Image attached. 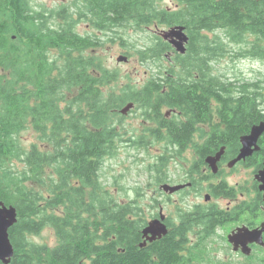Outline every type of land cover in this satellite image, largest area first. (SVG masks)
Listing matches in <instances>:
<instances>
[{
	"label": "trees",
	"instance_id": "trees-1",
	"mask_svg": "<svg viewBox=\"0 0 264 264\" xmlns=\"http://www.w3.org/2000/svg\"><path fill=\"white\" fill-rule=\"evenodd\" d=\"M172 1L173 8L163 7L162 0H72L35 9L30 0H0V201L17 210L8 231L14 247L8 264H184L185 226L220 218L213 208L179 209L177 225L142 244L148 222L143 204L136 198L118 200L100 181L104 161L127 141L120 112L127 103L141 106L149 113L145 118L157 122L150 129L153 141L139 138L128 144L163 146L145 167L157 181L164 180L159 177L169 146L186 143L182 137L202 112L208 117L209 103L240 105L221 110L227 109L229 125L264 119L259 107L264 77L239 83L214 74L212 67L227 55L229 44L239 46L237 57L264 62V0ZM80 22L91 31L80 34ZM174 25L185 26L189 37L184 54L157 34L125 51L141 64L159 65L140 87L129 76L120 85L119 71L93 52L119 29ZM217 31L223 35L205 34ZM117 37L127 47L120 33ZM170 54L175 58L168 60ZM194 73L203 76V86ZM161 107L178 109L186 122L159 115ZM29 126L38 142L26 147L20 136ZM153 200L150 218L160 202ZM44 228L53 231V246L32 240Z\"/></svg>",
	"mask_w": 264,
	"mask_h": 264
},
{
	"label": "flooded vegetation",
	"instance_id": "flooded-vegetation-1",
	"mask_svg": "<svg viewBox=\"0 0 264 264\" xmlns=\"http://www.w3.org/2000/svg\"><path fill=\"white\" fill-rule=\"evenodd\" d=\"M175 56V54L167 55V59L172 60ZM173 66L178 67L176 64ZM168 67L170 64L167 63L166 68ZM213 73H216L214 68ZM193 75L199 85L203 86V76L200 73ZM239 83L244 82L239 80ZM237 106L240 105L209 103L208 117L205 119L202 112L190 132L182 137L184 141L181 142L186 143L181 145L183 149L180 155L176 154L178 148H181L178 142L169 146L170 151L166 153V167L163 176L159 177L164 180L157 181L156 173L151 175L152 182L156 184L155 188L163 196L164 202L172 204L181 202L177 204L174 215L164 214L167 230L171 228L170 225L179 223V209L184 212L194 211L197 208L202 210L213 208L222 213L219 219L214 217L211 223L197 222L185 226L187 241L183 254L187 255L188 261L194 252V245L206 244L209 245L210 253L216 255L213 264H264V130L255 144L251 145V153L237 159L243 147V137L251 132L253 125L264 122V119L255 122L238 119V123L229 125L230 121L226 118L227 109L232 110ZM259 107L264 113V104ZM223 108L227 109L221 111ZM131 113L141 117L140 128L131 130L135 131V134H132L135 136L126 140L141 138L145 141H153L150 129L154 128L157 122L145 118L149 113L144 114L141 106L134 105L123 113L124 119ZM159 115H165L174 123L186 122L187 119L176 108L161 107ZM123 128L122 131L128 134V130ZM161 129L166 132V129ZM168 139L170 140L171 137L168 136ZM177 162L179 164H175L178 166L176 173L173 172L172 165ZM163 184L178 189L172 192L165 191L162 188ZM154 197L151 199L153 202H155ZM160 210L161 208L151 219L158 218ZM195 216L204 218L202 215Z\"/></svg>",
	"mask_w": 264,
	"mask_h": 264
},
{
	"label": "rangeland",
	"instance_id": "rangeland-1",
	"mask_svg": "<svg viewBox=\"0 0 264 264\" xmlns=\"http://www.w3.org/2000/svg\"><path fill=\"white\" fill-rule=\"evenodd\" d=\"M30 1L33 8L39 9L41 5L52 8L61 4H68L72 0ZM161 5L167 8L175 7V3L172 0H162ZM76 29L82 35L91 31L85 22H80ZM167 29V27H158L155 29L153 26L142 29L128 28L125 32L119 29L118 33L125 39L127 47L121 45V40L117 37L118 33H112L108 34L110 36L104 37L102 47L97 48L96 51L93 50V52L104 57L105 65L108 68L117 69L119 71L120 85L126 83L128 80L126 76H129L132 82L139 86L151 72L159 67V65L141 64L137 60L136 55H130L126 62H117L116 58L120 54L126 55L125 51L127 49L132 51L134 48L144 44L145 41H148L153 35L157 34L161 36L160 34L162 31ZM205 34L209 37H213L215 34L223 35L221 31L214 33L208 32ZM228 50L226 56L212 63L217 74H223L225 79H239L242 82H251L264 77V62L251 57H237L236 54L238 50H240L238 45L229 44ZM87 52L92 51L88 50ZM170 55L173 56V54ZM167 61V59L163 61L165 67L167 66ZM140 118L139 115L136 116L134 113L128 114V117H126L123 122V127L128 130V134L124 133V138H133V136H135L132 135L135 134V131L132 132L131 130H139ZM20 140L26 147L32 143L38 142L37 135L30 126L21 133ZM128 144H130L129 141H123L120 144L117 155L104 161L101 169L100 181L122 202L135 198L138 199V201L143 204L145 211H147L146 217L148 221L151 220L148 211H152V209L148 207V204L151 202L154 203L151 201L153 196L160 201L153 209L154 213H157L161 208L163 214L168 216L174 215L177 204L181 202H174L173 204L164 202L163 196L159 190L155 188L156 184L152 182V173L145 168L146 165L163 150V146H161L160 143L153 142L148 144L145 148L141 147L137 149ZM175 164H179V162L172 165L173 172L177 173L178 166H175ZM136 190H138L139 195L136 193ZM32 240L37 243H46L50 246L56 243V238L50 228H44L39 235L32 236ZM193 247L194 252L190 255V260L187 264H213V258H215L216 255L210 253L209 245L201 244L194 245Z\"/></svg>",
	"mask_w": 264,
	"mask_h": 264
},
{
	"label": "water",
	"instance_id": "water-1",
	"mask_svg": "<svg viewBox=\"0 0 264 264\" xmlns=\"http://www.w3.org/2000/svg\"><path fill=\"white\" fill-rule=\"evenodd\" d=\"M160 35L174 48L176 52L180 54H184L186 52L189 37L185 31V26H171L167 30H163ZM116 60L117 62H126L128 57L124 54H120L117 56ZM133 106L134 104L132 102L127 103L120 109V112L126 113L128 110L133 108ZM263 130L264 122L258 125H253L251 132L242 139L243 147L237 159L243 158L251 153V145L255 144L257 138ZM162 188L169 192L178 189V187H170L166 184H163ZM164 217V214L160 210V216L158 218L151 219L147 222L146 226L142 230V234L145 238L142 244H145L147 241H153L156 238H160L162 235L167 233L168 230L166 224L164 223ZM16 221V208L11 204L7 205L3 201H0V261L3 264H8L14 254V247L10 241L8 231Z\"/></svg>",
	"mask_w": 264,
	"mask_h": 264
},
{
	"label": "bare ground",
	"instance_id": "bare-ground-1",
	"mask_svg": "<svg viewBox=\"0 0 264 264\" xmlns=\"http://www.w3.org/2000/svg\"><path fill=\"white\" fill-rule=\"evenodd\" d=\"M148 133V132H147Z\"/></svg>",
	"mask_w": 264,
	"mask_h": 264
}]
</instances>
